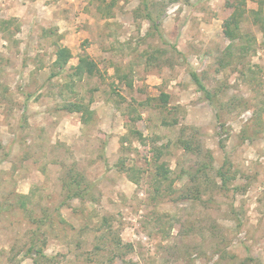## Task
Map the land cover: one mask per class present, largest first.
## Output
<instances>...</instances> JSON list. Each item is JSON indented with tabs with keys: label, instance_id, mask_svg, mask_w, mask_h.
Listing matches in <instances>:
<instances>
[{
	"label": "rangeland",
	"instance_id": "obj_1",
	"mask_svg": "<svg viewBox=\"0 0 264 264\" xmlns=\"http://www.w3.org/2000/svg\"><path fill=\"white\" fill-rule=\"evenodd\" d=\"M236 1L148 0L155 28L143 0H0V264H264V0L232 42Z\"/></svg>",
	"mask_w": 264,
	"mask_h": 264
},
{
	"label": "trees",
	"instance_id": "obj_2",
	"mask_svg": "<svg viewBox=\"0 0 264 264\" xmlns=\"http://www.w3.org/2000/svg\"><path fill=\"white\" fill-rule=\"evenodd\" d=\"M174 2V0H173ZM143 5L145 7V10L147 9V19L151 23V25L155 28L157 27V23L155 22L153 16L148 13V0H143ZM230 9H232V14L230 17L224 22V32L225 36L232 42L236 41L237 39H242L241 33H240V22L245 16V0H238L236 3H227ZM260 22V28L264 33V22L263 21H257V23ZM158 30V29H157ZM250 41V40H249ZM252 44V42L250 41ZM235 45L230 46L227 48V54L231 53L234 50ZM243 49H241V52ZM73 58L71 51L66 48V47H59L57 52H56V62L55 65L56 67L60 68L62 71L65 70L66 66L69 64L70 60ZM189 69V75L193 82H195L196 86L198 87V91L203 94L205 101L209 105H215V95L202 83L198 73L192 69V67H188ZM60 70V71H61ZM99 72V67L98 65L87 55L84 54V56L80 57L79 59V64L74 68V73L73 77H76L78 79H82L84 76H92L95 75L96 73ZM56 76V74L52 75ZM156 101H159L162 103V107L167 108V104L169 101V96L166 94H162ZM144 106V104H143ZM66 110L69 111L70 113H81L83 114V119L82 122L84 124L89 123L87 121L85 114H91L89 112V109L86 106L79 105V104H71L66 107ZM141 115H138V119L140 118ZM132 118V115H131ZM135 118V117H133ZM136 118V119H137ZM132 123V120L130 121ZM135 122V119H134ZM175 121L174 123H176ZM128 137V136H127ZM142 137V136H141ZM129 137L127 138V140ZM183 145L186 143L184 141H181ZM157 152H155V166H156V171H155V176H154V186L159 193L160 190L166 185L171 177H170V168H168L164 163H160L159 158L156 157ZM217 174L219 178L221 179L223 185H227V178L226 174L224 173V168L220 169L217 171ZM130 177V176H129ZM132 182H135L133 178H130ZM77 181L75 178H72V182L69 181L66 183L67 189H68V199H85V198H90V196L85 192L83 189L79 190L78 188H74V184ZM167 188H169L170 192L172 190V185H168ZM34 248V247H32ZM30 252H32V249ZM39 255H42L43 252H38Z\"/></svg>",
	"mask_w": 264,
	"mask_h": 264
}]
</instances>
